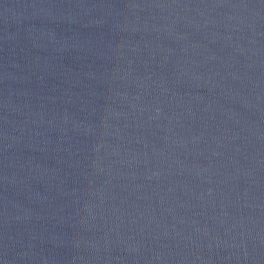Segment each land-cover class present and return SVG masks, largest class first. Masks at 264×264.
<instances>
[{"label": "water", "instance_id": "1", "mask_svg": "<svg viewBox=\"0 0 264 264\" xmlns=\"http://www.w3.org/2000/svg\"><path fill=\"white\" fill-rule=\"evenodd\" d=\"M0 264H264V0H0Z\"/></svg>", "mask_w": 264, "mask_h": 264}]
</instances>
